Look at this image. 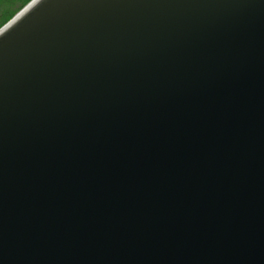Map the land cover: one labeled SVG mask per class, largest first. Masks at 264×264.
<instances>
[{"label":"water","instance_id":"95a60500","mask_svg":"<svg viewBox=\"0 0 264 264\" xmlns=\"http://www.w3.org/2000/svg\"><path fill=\"white\" fill-rule=\"evenodd\" d=\"M0 264H264V0L3 25Z\"/></svg>","mask_w":264,"mask_h":264},{"label":"trees","instance_id":"16d2710c","mask_svg":"<svg viewBox=\"0 0 264 264\" xmlns=\"http://www.w3.org/2000/svg\"><path fill=\"white\" fill-rule=\"evenodd\" d=\"M31 0H0V28L11 20Z\"/></svg>","mask_w":264,"mask_h":264}]
</instances>
